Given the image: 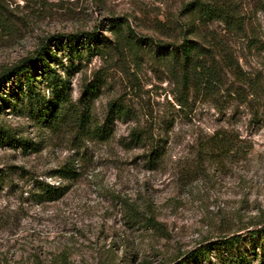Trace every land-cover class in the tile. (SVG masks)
<instances>
[{
    "label": "rangeland",
    "instance_id": "374dc122",
    "mask_svg": "<svg viewBox=\"0 0 264 264\" xmlns=\"http://www.w3.org/2000/svg\"><path fill=\"white\" fill-rule=\"evenodd\" d=\"M184 1L0 0V73L24 58L30 62L28 71L0 85V123L16 138H0V264H202L189 256L200 246L213 262L222 250H244L264 264V93L258 104L240 103L226 89L235 82L231 72L215 93L187 92L174 81L164 48L187 34L177 24ZM248 15L264 36V11ZM115 20L124 30L131 26L130 42L117 41ZM209 26L206 34L223 23ZM84 30L97 31L104 44L91 54L83 37L75 39L79 58L68 44ZM229 41L242 67L264 78V47L249 45L248 37ZM41 48L51 52L47 61L67 80L74 101L86 82L97 83L89 99L97 120L112 100L128 108L115 118L109 139L80 140L69 128L54 132L30 110L27 72L47 97L52 90ZM220 126L241 133L243 150L202 159L200 142ZM133 128L161 143L158 163L151 165L148 146L131 139ZM64 166L77 175L60 176ZM41 182H60L65 193L49 199ZM122 198L160 226L130 219ZM254 222L259 227L252 231ZM235 232L243 235L228 247L221 239Z\"/></svg>",
    "mask_w": 264,
    "mask_h": 264
},
{
    "label": "trees",
    "instance_id": "16d2710c",
    "mask_svg": "<svg viewBox=\"0 0 264 264\" xmlns=\"http://www.w3.org/2000/svg\"><path fill=\"white\" fill-rule=\"evenodd\" d=\"M259 10L264 11V0H185L182 8L184 20H182V24H177L180 25L181 29H186L187 34L182 40L180 39L181 41L173 43L172 48H164L166 51L165 58L169 60L173 69L174 81L187 92L195 90L204 94L215 93L224 89L223 75L225 72H231L236 76L234 83L243 85L239 86L233 83L230 87H226L231 95L236 94L240 103L250 104L253 101L257 104L260 103L257 99L264 93V78L260 76L258 70H247L242 67L239 61L240 55L232 50L233 47L229 41L231 37H248L249 45L264 47V36L256 33V28L253 25L254 17L248 15L250 12L257 15ZM0 20H2V15H0ZM115 21L117 41L130 42L131 26L128 24V30H124L122 22ZM214 21L223 23L221 30L212 29L209 34H206L203 28L209 29V23ZM203 31L204 33H202ZM81 35L80 33L72 34L70 36L71 43L68 44L71 53L75 54L76 57L80 58L83 55L73 44L75 39L80 37H83V43L86 45L84 47L91 54L98 53L103 49L99 43L104 44V38L97 31L84 30ZM48 53L51 54L47 50L44 51L43 48L38 50L40 58L47 66L45 76L48 81L47 86L52 89L51 95L47 97L46 92L36 85L32 75L27 72L24 87L30 110L37 115L39 121L54 132L69 128L77 132L80 140L85 137H90L93 140L109 139L114 134L113 123L115 118L127 116L128 108L118 103L117 100H112L109 102L104 119L102 121L97 120L89 100L90 95L97 93V83L94 81L86 82L83 96L78 101H74L68 91L67 80L64 79L56 66H52L54 63L52 60L47 61ZM60 62L62 61L60 60ZM29 67L30 62L24 58L13 67L4 70L0 73V85L7 82L14 74L28 71ZM74 67H78L77 63H73ZM186 101L187 98H179L181 105H185ZM130 136L136 143L148 146L146 156L149 157L151 165L162 159L164 152L158 140H151L150 137L142 134L136 128L130 131ZM0 138L6 141L16 139L9 128L4 127L1 123ZM17 141L24 147L28 145L25 140L18 139ZM245 141L238 130L229 126L217 127L200 142L201 157L202 159L207 156L223 160L227 156H236L243 150L241 143ZM127 143L125 142L126 145ZM57 172L63 177L77 175V171L72 166H64ZM40 187L43 192L48 194L49 199L61 197L65 193V185H61L60 182L58 184L41 182ZM121 201L130 219L138 222L145 217L146 221L154 227L160 226L161 223L153 214L146 216L143 210H140V206L136 207L128 198H122ZM254 223L256 224L252 231L259 227V222ZM242 233L226 234L221 240L228 247L233 246L236 241L240 240ZM205 249L206 246H200L192 250L189 256L197 263L202 264L206 260H209L208 264H263L254 262L244 250H222L219 260L213 262L208 254L209 250Z\"/></svg>",
    "mask_w": 264,
    "mask_h": 264
}]
</instances>
